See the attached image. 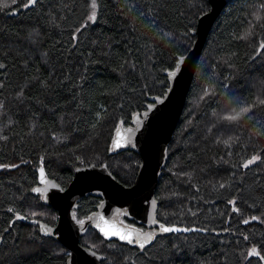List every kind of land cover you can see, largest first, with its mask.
Here are the masks:
<instances>
[{
	"label": "trees",
	"instance_id": "16d2710c",
	"mask_svg": "<svg viewBox=\"0 0 264 264\" xmlns=\"http://www.w3.org/2000/svg\"><path fill=\"white\" fill-rule=\"evenodd\" d=\"M92 4L0 0V264L68 262L40 232L58 214L32 193L39 168L63 188L88 165L134 184L141 157L131 146L112 152L115 132L166 95L210 10L206 0ZM168 157L157 219L204 233L154 235L141 248L89 227L81 244L103 264H264V0H233L218 17ZM101 201L80 199L76 220ZM120 222L146 230L125 214Z\"/></svg>",
	"mask_w": 264,
	"mask_h": 264
},
{
	"label": "water",
	"instance_id": "95a60500",
	"mask_svg": "<svg viewBox=\"0 0 264 264\" xmlns=\"http://www.w3.org/2000/svg\"><path fill=\"white\" fill-rule=\"evenodd\" d=\"M210 10L197 21L196 39L189 52L178 62L176 75L169 74L170 87L164 97H153L141 115H135L132 126H119L115 132L111 151L116 152L131 146L141 157L134 184H121L106 165H88L75 170L67 188L51 179L43 167L37 170L38 185L32 193L39 195L45 205L58 214L55 225L41 222L40 232L44 237L54 238L69 252L67 264H103L105 257L81 244L89 227L97 230L106 240H118L144 248L154 235H189L204 233L191 227L167 225L157 219L159 204L156 193L163 169L168 163V149L181 121L191 86L208 37L222 11L233 0H206ZM102 198L97 212L84 222L75 218V209L80 199L86 196ZM125 214L145 227V231L120 222ZM163 228L179 231L165 232ZM121 237H125L122 239ZM132 242L129 243L128 238Z\"/></svg>",
	"mask_w": 264,
	"mask_h": 264
},
{
	"label": "snow or ice",
	"instance_id": "6c2138e0",
	"mask_svg": "<svg viewBox=\"0 0 264 264\" xmlns=\"http://www.w3.org/2000/svg\"><path fill=\"white\" fill-rule=\"evenodd\" d=\"M13 2H15V0H13ZM32 3H35V0H32ZM93 8H95V0H93V4H92ZM90 20L95 21L96 17H95V13L92 14V16L89 17ZM172 75H176L175 72L172 73ZM249 108L248 107H242L240 108L239 112H236L234 115H229L227 117L228 120H238L240 119V117L243 114H246L247 112H249ZM256 158L254 157L253 160H255ZM252 161H249V163H251ZM163 231L165 232H170V231H179V229H174V228H163ZM122 239H124L125 237H121ZM129 243L132 242L131 238H128ZM141 247H143V244H141ZM255 251V250H254Z\"/></svg>",
	"mask_w": 264,
	"mask_h": 264
},
{
	"label": "flooded vegetation",
	"instance_id": "af4514ba",
	"mask_svg": "<svg viewBox=\"0 0 264 264\" xmlns=\"http://www.w3.org/2000/svg\"><path fill=\"white\" fill-rule=\"evenodd\" d=\"M144 231H145V230H144ZM132 244H135V245H136V244H138V243H137V241H134Z\"/></svg>",
	"mask_w": 264,
	"mask_h": 264
},
{
	"label": "rangeland",
	"instance_id": "374dc122",
	"mask_svg": "<svg viewBox=\"0 0 264 264\" xmlns=\"http://www.w3.org/2000/svg\"><path fill=\"white\" fill-rule=\"evenodd\" d=\"M94 12V11H93Z\"/></svg>",
	"mask_w": 264,
	"mask_h": 264
}]
</instances>
